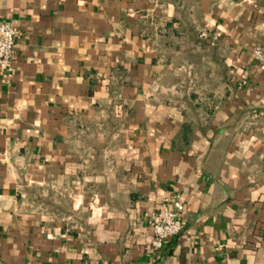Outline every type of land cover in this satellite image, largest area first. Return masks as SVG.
Instances as JSON below:
<instances>
[{
  "label": "crops",
  "instance_id": "1",
  "mask_svg": "<svg viewBox=\"0 0 264 264\" xmlns=\"http://www.w3.org/2000/svg\"><path fill=\"white\" fill-rule=\"evenodd\" d=\"M0 21V264H264V0H0Z\"/></svg>",
  "mask_w": 264,
  "mask_h": 264
},
{
  "label": "built area",
  "instance_id": "2",
  "mask_svg": "<svg viewBox=\"0 0 264 264\" xmlns=\"http://www.w3.org/2000/svg\"><path fill=\"white\" fill-rule=\"evenodd\" d=\"M16 37L17 30L11 23L0 21V71L2 73H9L13 69L12 52ZM254 54L261 61L259 48L254 50ZM182 209L180 200L173 198L166 201L157 211L151 213L148 220V228L151 232L148 247L151 251H159L167 239L183 231V224L179 218Z\"/></svg>",
  "mask_w": 264,
  "mask_h": 264
}]
</instances>
